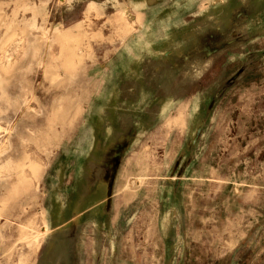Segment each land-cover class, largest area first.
Wrapping results in <instances>:
<instances>
[{
    "label": "rangeland",
    "instance_id": "rangeland-1",
    "mask_svg": "<svg viewBox=\"0 0 264 264\" xmlns=\"http://www.w3.org/2000/svg\"><path fill=\"white\" fill-rule=\"evenodd\" d=\"M144 11L194 19L196 50L172 73L207 117L198 134L209 146L197 149L205 170L173 195L168 179H129L145 195L131 196L128 228L105 226L117 212L99 195L95 229L90 217L79 221L87 206L77 190L112 164L90 163L93 138L82 124L116 50L140 37ZM191 55L194 64L182 61ZM43 223L50 232L36 238ZM126 243L129 253L115 248ZM187 247L209 257L188 264H264V0H0V264H114L117 254L171 264Z\"/></svg>",
    "mask_w": 264,
    "mask_h": 264
},
{
    "label": "crops",
    "instance_id": "crops-1",
    "mask_svg": "<svg viewBox=\"0 0 264 264\" xmlns=\"http://www.w3.org/2000/svg\"><path fill=\"white\" fill-rule=\"evenodd\" d=\"M142 16L145 27L140 29V37H130L118 47L116 55L108 63L107 74L100 88L92 97L87 118L82 124V131L90 132L93 138L90 163L112 164L111 173L101 178L92 169L89 175L91 187L84 188L82 192L77 190V194L84 197L82 201L87 206L81 210L79 221L86 224L88 221L83 219L90 217V227L95 229L100 222L91 218L96 217L94 212L98 208L99 195L107 196V209L117 212V218L109 220L105 226L113 229L128 228L130 214L127 212L132 206L131 196L145 195L142 186L132 193L127 188L129 179L141 180V185L146 180L168 179L173 195L180 191L179 185L184 179L203 177L199 176L200 165L206 164L207 154L201 155L197 149L209 146L205 140L200 142L198 134L205 132L207 117L198 118L194 92L180 95V78L172 73L173 69L177 72L179 68L180 56L196 50L194 19L190 15L172 12L144 11ZM223 31L229 32L224 33L228 36L234 29L223 28ZM202 46L203 50L211 49L210 42H203ZM193 57L191 55L190 59L187 57L182 61L194 64ZM163 68L170 69V72L164 75ZM182 119L187 123L186 142L180 139L179 122ZM100 131L103 133V140L97 139ZM99 149L103 151L99 152ZM100 153L106 156L100 159ZM184 164L185 166H181ZM202 169L205 170L204 166ZM100 179L104 188L99 187ZM169 193L167 190L164 192L165 195ZM115 198H119L123 204L117 206ZM177 202L175 200L167 205L169 211H177L176 207L173 208ZM185 207V204H181L179 209L183 210ZM84 214L87 215L83 216ZM34 229L36 238L44 237L49 230L44 223L39 228L34 226ZM169 242L178 243L173 239ZM159 243H164L163 238ZM129 247V243L115 246L118 251L128 253ZM202 254L199 257L187 247V250L172 252L167 259L171 264H188V261L196 259H209L205 257V253ZM96 256L99 253H95L94 258ZM162 258L159 255L158 259ZM130 259L131 256L127 254H117L114 264H129L127 261ZM235 261L240 264L242 259L239 257Z\"/></svg>",
    "mask_w": 264,
    "mask_h": 264
}]
</instances>
